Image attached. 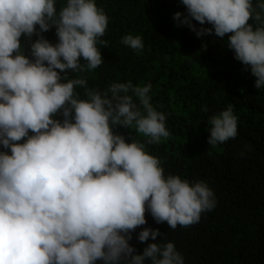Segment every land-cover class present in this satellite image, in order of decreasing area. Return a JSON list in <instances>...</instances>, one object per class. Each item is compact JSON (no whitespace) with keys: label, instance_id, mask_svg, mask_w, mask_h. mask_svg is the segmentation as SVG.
<instances>
[{"label":"clouds","instance_id":"clouds-1","mask_svg":"<svg viewBox=\"0 0 264 264\" xmlns=\"http://www.w3.org/2000/svg\"><path fill=\"white\" fill-rule=\"evenodd\" d=\"M180 3L186 14H174L177 26L198 37H227L235 59L264 89V2ZM108 23L96 0L59 7L57 0H0V264H184L171 241L137 252L133 233L147 224L146 213L175 229L216 206L205 181L165 175L145 142L116 130L134 129L149 145L169 138L150 83L114 82L101 92L89 88L86 76L69 78L103 63L97 45L108 46L101 39ZM52 28L55 43L44 35ZM121 42L144 48L139 35ZM208 123L209 145L238 134L231 107ZM160 235L159 228L143 227L137 240Z\"/></svg>","mask_w":264,"mask_h":264},{"label":"trees","instance_id":"trees-1","mask_svg":"<svg viewBox=\"0 0 264 264\" xmlns=\"http://www.w3.org/2000/svg\"><path fill=\"white\" fill-rule=\"evenodd\" d=\"M64 2L57 0V6ZM260 2L264 0H253L254 6ZM96 3L109 18L101 37L108 46L97 45L103 63L89 72H70L69 78L86 76L89 88L101 92L114 82L150 83L151 103L166 115L169 138L149 145L134 129L116 130L145 142L165 175H179L190 183L203 180L216 199L215 208L189 227L171 229L146 213L147 224L136 229L130 243L142 253L147 243L171 241L184 264H264V89L255 87L250 69L235 59L227 37H198L188 26H177L174 14H186L180 0ZM128 34L142 37L143 50L122 44ZM44 35L57 42L55 28ZM76 90L85 98L84 89ZM228 107L238 118V134L209 145L208 121ZM143 227L159 228L161 235L141 243L137 236Z\"/></svg>","mask_w":264,"mask_h":264}]
</instances>
